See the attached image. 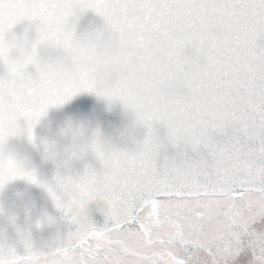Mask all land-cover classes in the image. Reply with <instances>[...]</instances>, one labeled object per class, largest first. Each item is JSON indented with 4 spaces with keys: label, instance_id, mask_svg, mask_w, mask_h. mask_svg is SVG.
<instances>
[{
    "label": "snow or ice",
    "instance_id": "1",
    "mask_svg": "<svg viewBox=\"0 0 264 264\" xmlns=\"http://www.w3.org/2000/svg\"><path fill=\"white\" fill-rule=\"evenodd\" d=\"M88 10L149 62L146 138L79 199L44 186L79 227L54 250L10 249L0 264H264V0H0V58L14 25L70 42ZM98 196L99 228L81 211Z\"/></svg>",
    "mask_w": 264,
    "mask_h": 264
},
{
    "label": "clouds",
    "instance_id": "2",
    "mask_svg": "<svg viewBox=\"0 0 264 264\" xmlns=\"http://www.w3.org/2000/svg\"><path fill=\"white\" fill-rule=\"evenodd\" d=\"M38 27L32 23L20 36H4L0 58V176L6 183L13 172L32 173L36 184L41 183L16 153V145L26 142L56 166L55 188L70 202L79 199L86 187L98 189L101 178L119 171L126 161L117 160L118 154L135 153L143 144L146 123L153 114L149 62L133 45L122 44L104 22L83 32L76 28L70 42L62 31L42 33ZM13 64L20 66V73L10 71ZM82 75L88 80L86 87L79 83ZM81 93L93 94L106 112L120 115L124 123L116 137H106L98 126L73 119H66L54 136L35 135V127L47 117L49 108H60ZM56 96L59 100L51 102ZM10 249L23 255L4 244L0 258L11 259Z\"/></svg>",
    "mask_w": 264,
    "mask_h": 264
},
{
    "label": "water",
    "instance_id": "3",
    "mask_svg": "<svg viewBox=\"0 0 264 264\" xmlns=\"http://www.w3.org/2000/svg\"><path fill=\"white\" fill-rule=\"evenodd\" d=\"M102 25L103 19L91 10L83 12L76 20L78 32ZM28 26L27 21H22L14 25L9 34L20 36ZM66 119L79 120L91 127L98 126L109 138L116 137L124 123L118 113L106 112L93 94L81 93L60 108H49L47 117L35 127L34 133L38 137L54 136ZM16 153L41 183L14 178L0 185V246L8 244L21 254L25 252L26 246L43 252L54 250L79 227L72 221L70 214L56 206L52 196L41 186L46 184L59 195L55 188L56 166L26 142L16 145ZM106 213V201L97 198L86 204L83 217L99 228L105 224Z\"/></svg>",
    "mask_w": 264,
    "mask_h": 264
}]
</instances>
